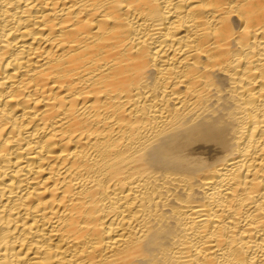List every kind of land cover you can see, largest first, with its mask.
Listing matches in <instances>:
<instances>
[{"label": "bare ground", "instance_id": "bare-ground-1", "mask_svg": "<svg viewBox=\"0 0 264 264\" xmlns=\"http://www.w3.org/2000/svg\"><path fill=\"white\" fill-rule=\"evenodd\" d=\"M0 264H264V0H0Z\"/></svg>", "mask_w": 264, "mask_h": 264}]
</instances>
